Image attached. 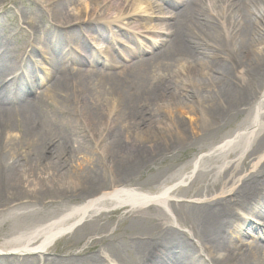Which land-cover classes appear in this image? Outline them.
Masks as SVG:
<instances>
[{"label": "bare ground", "instance_id": "obj_1", "mask_svg": "<svg viewBox=\"0 0 264 264\" xmlns=\"http://www.w3.org/2000/svg\"><path fill=\"white\" fill-rule=\"evenodd\" d=\"M156 1L32 3L36 9L30 15L45 13L50 30L43 33V46L37 50L39 25L28 22L27 16H12L14 26L30 36L29 51L21 55H26L24 61L12 57L10 41L1 38L13 24L0 17V223L5 216L16 217L12 231L4 236L0 264H35L26 259L34 255L41 264H135L136 260L139 264H264V231L252 219L264 216V0ZM80 25L92 30L97 45L109 42L103 68L90 70L76 64L75 57L82 50L79 36H85L77 34ZM114 30L118 35L111 39ZM149 41L158 49L149 47L152 55L146 59L126 65L119 57L133 55L137 43ZM87 49L94 52L91 44ZM34 51L42 53L43 64L49 67L45 73L35 68L33 62L40 60L31 59ZM85 63L94 64L90 59ZM46 76L54 79L53 84L33 100L24 99L21 92L34 91L37 81ZM183 97L197 100L182 105ZM63 105L74 107V118L64 116ZM172 107L188 121L167 114ZM158 112H164L166 119ZM247 112L252 114L248 122L217 139L234 118ZM66 123L75 134L62 128ZM14 133L16 139L11 137ZM110 138L112 146L107 143ZM67 140L80 145L78 149L86 142L94 143L92 156L80 153L82 162L77 161L71 174L62 170L58 158ZM159 141H164L171 154L185 143L197 147L199 154L188 169L168 179L165 172L156 174V182L167 181L156 193L128 186L127 178L139 174L144 166L165 161ZM46 143H56L50 151L53 161L46 165L51 175L38 167L42 150L49 153ZM30 147L33 155L23 159L26 162L14 157ZM112 150L122 152L116 165L109 161ZM94 152L108 164L113 178L108 188L99 187L101 174L94 169L84 174L94 166ZM36 172L50 175L49 185L28 190L26 185L36 181L30 180ZM195 172L189 188H183ZM115 176L124 184L117 185ZM53 182L57 184L50 185ZM84 182L88 187L82 188ZM27 192L65 201L80 192L76 198L83 202L33 223L27 214L18 216L21 209L8 206L15 200H27ZM148 209L157 213L151 224L161 229L127 243L135 255L130 263L109 240H117L115 235L101 239L106 245L101 251L104 261L92 256V247L62 260L45 257L52 244L75 230L76 236L106 234L108 224L101 227L100 222L109 213L124 210L143 215ZM139 223L140 218H133L131 225ZM245 226L256 232L258 240L234 245L239 234L251 236L243 234ZM113 251L114 257L110 255Z\"/></svg>", "mask_w": 264, "mask_h": 264}, {"label": "rangeland", "instance_id": "obj_2", "mask_svg": "<svg viewBox=\"0 0 264 264\" xmlns=\"http://www.w3.org/2000/svg\"><path fill=\"white\" fill-rule=\"evenodd\" d=\"M151 1H156V0H151ZM165 1L169 3H179V2H183L184 0H175V1L165 0ZM36 2H40V0H0V14H1L0 17H4L8 24L9 23L13 24V26L11 25L8 26V29H6L5 32H2L1 38H3L4 40L10 41V44H11L10 49H11L12 57L15 56L17 58H21L23 59V61L25 60V57L22 58L21 55L25 50L27 51L29 50L26 48H27V43H30V38H29L30 36L27 33H24V31L21 28H17L16 26H14L15 21L12 18V16H20V17L27 16L28 22L32 20L36 21V24L39 25V37L37 38L39 41L37 40L35 41V47H37V50H39L43 46V41H40L41 37L42 38L44 37L43 33H47L50 30V27L47 24V20H49L48 19L49 17L45 13H35V14L33 13L30 15L29 11H31V9L32 10L36 9V7L32 5V3H36ZM156 2H158V0ZM26 26L27 24H24L23 29H25ZM79 31H81V33L83 34H87V36H85V38L84 37L79 38L80 40L79 44L82 50L81 52L77 54V57H75L76 64L78 63L79 65L81 63L83 64V68H87L90 70L96 69V67L103 68L104 67L103 65L106 64L108 61L107 56L104 52H106V50L109 51L108 47L111 48L109 46V42L108 43L104 42L103 44L97 45L94 39L95 36L92 34V30H90L86 26L80 25L77 28V34H80ZM68 32L64 34L65 37L69 36L67 34ZM117 35H118L117 30H114L112 33H110L109 36L111 37V39L112 38L114 39V38H117ZM52 41H55V40H52ZM87 44H91L92 49L94 50L95 53L87 49ZM149 47H152L154 51H157L158 49L156 45H154L153 41H149L144 44L137 43L136 49L133 51V55L126 56V57H124L123 55H120L119 57H121L124 60L123 62H125L126 65H133L137 63L138 61L146 59L147 57L152 55L148 51ZM131 57H132L131 60H127L128 58H131ZM31 59H33V61H36L35 59L40 60L38 62H33V64H35L34 65L36 66L35 68L38 67L41 72L45 73L47 68H49L47 66H44L43 64L44 58L42 57V54L34 51V54L32 55ZM86 59H90L92 62H94L93 66L90 67V65L86 64L85 63ZM71 65H73V63H70L68 65V68H71ZM106 71L112 72L113 70L108 68ZM41 79L38 80L37 83L35 84L34 91H28L26 89L21 92V94H25L24 99L33 100L37 95L43 94L54 82V79L48 78V76L42 77ZM192 92H190L189 95L193 97V94H195L196 92L195 93H192ZM195 95H196L195 97H198V94H195ZM253 96H254V100L255 99L257 100L258 94H255V91H253ZM194 98L186 99L183 97L181 104L186 105L188 101L189 103H196L197 99L195 100ZM175 100L176 99L172 97L173 105L178 104V101H175ZM72 104L74 103L72 102ZM250 107L251 106L245 107L242 109H249ZM63 108H65L64 116H66V118L73 117L72 114L74 111V107H72L71 109L70 107L68 108L65 105H63ZM68 109L70 112L68 111ZM167 114H174L178 120L184 119L186 122L188 121L187 119L188 117H183V115H181V112L177 110L176 107L170 108ZM159 116L162 119L163 118L166 119L167 117L164 114V112H160ZM251 117H252V114L250 112L240 113L238 118H234V120L225 129H223L219 133L217 139H221V137L224 135L231 134L240 125H242L245 122H248ZM66 125H67L66 127L62 125L60 126H62V128H65V131L68 132L70 135L75 134L74 128L72 127V125L69 123H66ZM62 128L59 129V131H61L60 133H64ZM96 129H97V126L93 125L92 130H96ZM151 129L156 133V135L162 136V133L160 130L156 131L153 127ZM11 137L16 139V137H18V134L16 133L11 134ZM107 143L109 146H112V143H113L112 139L110 138ZM47 144L49 148V153L43 152L42 150L41 157H43V159L39 162L38 167L41 170L42 169L45 170L48 174L51 175L53 171H50L49 167L47 168L46 165H50L51 163L52 158H50V153H51L50 151L54 150L56 143L54 144L46 143V146ZM158 145L160 146L162 150H164L165 157H166L165 161L162 162V160L160 159L156 161L154 164H149L147 166H144L142 171H140L142 173L138 172L139 174H137L136 172L133 176L127 178L126 184L128 186H133L134 188L140 191H145L148 193H156L158 189H160V186L164 185L167 182L165 180L161 182H158V181L156 182L155 180L156 174L165 172L166 178L168 179V177L170 178L173 175L178 174V172H181L185 168L188 169V166H190L191 161L199 154L197 147H190L187 145V143H185L182 149L175 154H171L169 153V151L166 150L164 141H159ZM78 146L80 145L74 144L67 140L61 146L62 148L60 149L58 153V158H61L63 162L62 170H65L66 172H70V174H71V168H74L76 166L77 161L82 162L81 161L82 159L78 160V158L83 157L82 155H80V153H84V154L86 153L89 156H92L91 151L94 150V143L92 142L84 143L83 144L84 147L80 149H78ZM30 149L31 147L22 148L19 152L16 153V155H14V157L21 160L22 162H26L23 159H26L29 156L33 155L32 153L34 149L33 148L31 150ZM251 149H252V145L250 146L249 150ZM130 150L131 148L128 149L127 151L129 152ZM112 151L113 152L110 154L109 161L114 163L113 165H116V163L118 164L119 163L118 161H121L123 157L122 155H120L122 152L114 151V150ZM127 151H125V153ZM204 152H207V151L204 150ZM247 153L248 151L246 152V154ZM94 154L96 156L94 166H91L90 168L86 169L84 174L85 175L90 174L91 169H94L95 172H98L99 174H101V175H98L101 181V185L99 187L108 188L112 183L111 181L113 180V178L108 174V171H107L108 164L102 160L101 154L97 152H94ZM202 156L203 158H206L207 155L204 154ZM28 164L29 163H26V166H27L26 168L30 169V165L28 166ZM192 171L193 170L190 169L188 172H192ZM46 172H43L40 175H38L39 174L38 172L32 174L33 177L30 180L35 179L36 181L27 183L26 188H28V190H34L35 188H40L44 184L49 185L48 181H49L50 175H46L45 174ZM162 176L163 175H160V177ZM195 178H196V172L193 174L192 179L187 184L183 185L182 187L189 188L191 182L194 181ZM115 181L117 185L124 184L122 183L123 181L118 180L116 176H115ZM53 184H57V183L56 182L50 183V185H53ZM86 187H88V183L84 182L82 188H86ZM69 190L71 191V189ZM79 194L80 192H78L76 195H73L70 201H67V200L65 201L63 199H59V198L56 199L53 197L51 198L36 197L33 193L27 192L26 198H25L27 200L21 201V202H18L15 200V201L10 202L12 204L8 206L10 207V209L12 208L21 209V211L18 213V216L27 214L28 220L33 221V223L40 222V221L52 218L53 216L59 215L61 212H63L66 209H69L70 207L81 204L83 201L82 200L79 201L78 198H76L78 197ZM49 199H54V202H52ZM4 210H7V208L6 209L4 208ZM155 215H157V213H155L153 210H150V209H148L143 215H139V214L133 215L129 213L128 211H124V210H118L113 213H109L105 216V219L100 222L101 227L104 226L105 223L108 224V230L106 231V234H101V235H96V236H91L90 234H88L87 236H84L83 234V236H80V235L76 236L77 233H75L76 231L75 230L71 234L60 238L58 241L52 244L49 248L48 253L45 255V257L53 258L55 260H62L66 258L67 255L78 254L80 251L82 252L92 247V250H95L92 256H96L100 260L104 261V256L101 254V251L102 249H104V247H106V245L104 244V242H101V239L103 237L112 238V236L115 235L117 237V240H114V239H109V240L114 241L113 244L115 248H119L118 250L120 251L121 257L125 260V262L130 263L134 261L135 255L131 253V249L129 248L127 243L134 241V239L136 238H140L141 235L143 234H145L144 236L146 238L152 233H158L161 228L158 227L155 229L156 226H153L151 224V218L152 217L154 218ZM15 218L16 217H14V215L5 216L4 219L2 220V223H0V249L2 247V244L4 243V240H3L4 236H6L8 232L12 231V227L14 225L13 224L14 221L12 220ZM133 218H140L141 223L131 225ZM252 219H253V224L255 225V227H258L259 229H261V231H264V216H258V217L256 216L255 218H252ZM258 223L260 224L258 225ZM89 225L90 223H87L85 226V229L86 227H89ZM245 232L251 234V236L246 237V236H242L239 234L237 236V240H235L234 245L239 246L240 244H242L241 241L253 243L258 240L256 236V232L252 230L249 226L244 227L243 234ZM261 245H264V242H262ZM114 252L116 251H113L110 254L112 257L115 256ZM26 259L31 260V261L35 260V264H41L36 255L30 256L29 258H26ZM139 263L140 261H137V260L135 261V264H139ZM104 264H106V262H104Z\"/></svg>", "mask_w": 264, "mask_h": 264}]
</instances>
